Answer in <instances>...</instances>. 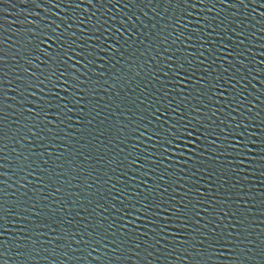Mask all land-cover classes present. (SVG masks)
<instances>
[{
  "label": "snow or ice",
  "instance_id": "obj_1",
  "mask_svg": "<svg viewBox=\"0 0 264 264\" xmlns=\"http://www.w3.org/2000/svg\"><path fill=\"white\" fill-rule=\"evenodd\" d=\"M26 2L35 6L36 13L29 10L24 16L22 23L27 27L23 34L18 31L8 44V37L0 31V264H216L221 260L223 264H264V199L257 202L252 189L246 188L247 176L240 175L239 167L246 159L248 171L255 175L259 170L264 177V132L253 157L248 146L255 144L248 132L251 125L244 111L240 112L241 119L235 115L251 95L244 93L241 81L255 71L256 58L248 55L249 47L264 40L257 35L264 32V0H123L125 8L145 6L143 15L148 22L130 11L108 36L111 18L105 20L107 27L98 25L103 28L99 52L91 44L82 42L81 47L65 35L72 24L61 31L63 18L56 23L54 14L51 18L39 16L41 8L48 10L51 4L55 9L65 0ZM69 2L79 8L84 0ZM87 2L103 7L113 0ZM121 2L115 0L113 6ZM16 7L14 0H0V17L7 18L12 14L9 9ZM257 7L259 19L255 18ZM249 8L251 13L245 14ZM226 10L231 16H222ZM46 41L47 48L43 46ZM260 47L264 51V43ZM105 50L111 53L108 60L115 61L107 73L112 81L108 88L104 87L108 80H101L104 71L98 68L86 81L79 70L81 59L94 66L103 60ZM73 55L78 59L76 71L71 73ZM10 71L15 72L17 83L6 88L13 83L5 79ZM260 78L264 80V74ZM57 85L65 94L69 88L74 94L79 92L80 101L85 100V91L95 97L113 86L120 89L108 102H103L102 96L95 99L93 107L76 118L79 129L86 117H90L87 124L92 125L102 110L113 109L100 121L106 127L88 130L92 135L88 153L73 149L78 141L66 130L70 124L55 130L47 119ZM38 94L40 99L36 100ZM220 95L229 119L227 131L224 120L218 117L221 109L215 107L221 103ZM45 97L47 103L43 102ZM68 99L61 96L56 103L58 109L67 110L65 114L72 111ZM13 101L20 111L8 124L7 109ZM147 101L150 103L145 107ZM210 105L215 110L209 113ZM246 111L250 115L252 108ZM169 112L174 117L172 123L168 119L160 123L161 116ZM109 117L114 118L110 124ZM68 120L71 122L72 117ZM209 120L219 132L215 128L209 131ZM63 123L58 111L57 124ZM202 137L207 141L203 152ZM58 140L64 153L52 151L54 146L60 147ZM181 142L192 164L188 170L190 184L181 182L183 176L172 180L161 172L156 179L165 181L163 185L145 188L141 180V191L131 190L130 182L137 179L132 168L143 176L155 175L161 160L166 161L169 150L175 151ZM125 145L131 150L120 157L126 152ZM37 147L44 151H36ZM101 149L106 151L92 155ZM68 152L72 156H65ZM112 152L115 156L109 155ZM205 153L208 166L202 167L205 162L200 157ZM73 156L83 158L80 165ZM92 159L97 163L107 159V165L100 169L90 166L91 172L85 173L83 163ZM113 164L109 171L119 172L117 181L122 185L115 195L117 183L109 171L92 179ZM82 175L90 182L83 183ZM197 176L199 180L194 179ZM205 177L207 185L198 186ZM74 180L79 183L73 184ZM98 182L111 187L106 191L97 187L92 192ZM81 184L86 194L74 190ZM261 185L264 187V180Z\"/></svg>",
  "mask_w": 264,
  "mask_h": 264
},
{
  "label": "water",
  "instance_id": "obj_2",
  "mask_svg": "<svg viewBox=\"0 0 264 264\" xmlns=\"http://www.w3.org/2000/svg\"><path fill=\"white\" fill-rule=\"evenodd\" d=\"M14 2L17 4L16 8H10L9 9V13H12L11 15H9L7 18H2L0 17V25H3V28L0 29V31H3V35L8 37V44L12 43V39L14 36H17L18 31L20 33L23 34V29L27 27V25L23 24V18L24 16L28 15L29 10H31L33 12V14L36 13V9L35 6L32 4H29L26 2V0H14ZM55 2V0H54ZM115 5V0H113L112 4H105L103 7H101L100 5H92L89 4L87 2V0H84V2L81 4V6L79 8H75L74 5H72L69 0H65V2L56 7L55 9L52 8V5H49L48 10H45L43 8L40 9L39 12V16H48L49 18H51L54 14L55 16V20L56 23H61V18H63L64 20V24H61V31H64V28L67 24L71 23L72 26L70 28L67 29V31L65 32V35H68L71 39H75L76 43L81 44V47H83V43L82 42H87L89 44H91L93 46V50L99 52V48L98 45H100L101 43V39H100V32L103 31L102 27H98V25H103L104 27H107L108 25L104 24L105 20H109V18H111L110 23L112 24V28L111 30L107 33L108 36L112 35V31L116 28L119 27V22L121 20V18H128L129 12L131 11L134 14H139L141 16V19L144 20L145 22H148V17L144 16L143 13L144 11H146L147 9L145 8V6L137 4L133 7L129 8H125L124 4H123V0L121 2L120 5L118 6H113ZM256 6V5H254ZM216 11H219V7L216 9ZM233 12H235L236 10L233 9ZM241 11H243V9H241ZM93 13H95V15H93ZM251 13V8H249L247 10L248 14ZM154 14V13H153ZM5 16L7 15L6 13L4 14ZM212 15H215V12L212 13ZM223 15H229L231 16V13L228 12L227 10L222 13ZM31 18V17H29ZM250 19H253V17H249ZM255 18L259 19L261 18V13L259 8L257 7V11L255 14ZM83 21V23H80V21ZM37 22L39 23V19L37 18ZM129 23H136L134 20L132 19H128ZM154 22V21H153ZM126 26V25H125ZM41 27H43V24H41ZM260 25L259 23H256V29H259ZM256 29H254V31H256ZM257 35L260 36H264V32H257ZM91 37V39L89 40L88 38ZM18 38V37H17ZM264 43V40H260V41H256L254 43L253 46L249 47V51H248V55L249 56H255V61H254V67H255V71L246 78V80L241 81V85H243V90L244 93H250L251 95L249 96V101L245 102V105L242 107V109L238 110L235 115L237 117V119H241L240 116V112L244 111V116L245 118H247L248 123L251 125L248 129V132L251 133V139L253 141H255V144H249L248 146L251 147L253 149L252 151V156L255 157L257 155V148L260 146L259 145V141L261 139V134L262 132H264V125H262V121H264V80H261L260 78V74H264V51L261 50L260 44ZM45 48H47L48 44L47 41L45 42V44L43 45ZM5 47H7V44L5 45ZM73 47H75V45H73ZM221 55H223V50L220 53ZM101 55L103 56V60H97L96 65L89 67L84 60L81 59L80 61V65H79V70L80 72L84 73V78L87 81L88 75L91 74L93 76H95L97 74V69L99 68L100 70L104 71L106 73L105 76L101 77V80H108V85H104L105 88H108L109 85L112 84L111 79L109 78V75H107V73H109V70L112 68V64L115 63L114 60L109 61L108 57L111 56L110 52H107L105 50V52L101 53ZM78 58L73 55L72 58V67L70 68V72L74 73L76 71V60ZM211 61L209 60V63ZM38 63V62H37ZM228 61L225 60V65H227ZM217 64L219 65V61L217 62ZM206 66V65H205ZM33 67H35V65H33ZM245 70H247V68L245 67ZM253 77H255V79H253ZM6 80H12L13 83L11 85H5V87H15L16 86V79H15V72L14 71H10L9 76H7L5 78ZM68 79H71V75L68 76ZM250 82V83H249ZM86 89L89 87L87 84L85 85ZM239 90V88H238ZM56 92V99L52 100V108L49 111L48 117L47 119L52 121V125L51 127L55 130H58L59 128H65L66 125H71L69 127H67V131L72 133L73 138L78 141L77 143L73 144V149H80L81 151L88 153L91 151V149L88 147V144L90 141H92V135L89 134V129H94L96 126H101V127H106L107 125H101L100 121L104 120L105 117L109 116V112H111L113 109L109 108L106 110H102L101 115L98 116L94 121L92 125H88L87 124V119L90 117H86L85 118V122L83 125L80 126V128L78 129L75 125V121L77 116H83L85 115V113L93 107L94 104V100L95 99H99L101 96L103 97V102H108L109 97L111 96H115L120 89L118 87H111L109 88L108 91H102L98 94L95 95V97L93 96V94L89 91H85L84 95H85V100L84 101H80V93L79 92H75L74 94V90L69 88L67 94H65L64 89L60 86L57 85L56 89L54 90ZM229 94L232 95L233 93H231V90L229 89ZM12 95H15L14 93ZM67 95L68 99V106L72 109V111L70 113H66V109H58L56 107V103L57 100H59V97L61 96H65ZM242 98V97H240ZM36 100L40 99V95L38 94L35 98ZM47 97H45L44 99V103H47ZM220 100L221 103L217 104L215 107L220 108L221 111L220 113H218V117L219 120H224V127L226 128L227 131V125L229 123V119H228V114L227 112L224 111L223 109V101H224V97L223 95H220ZM79 101V102H78ZM61 105L64 103V101H60ZM150 103V101H147L145 103V107H147V104ZM165 103H167V101H165ZM254 105V107H253ZM235 106V105H233ZM96 107H100V105H96ZM251 107L252 108V112L249 115L246 111L247 108ZM83 108V111L81 110ZM215 110L211 105L208 109L209 113L211 111ZM19 109L17 108L16 102L13 101L12 102V106L10 108L7 109V112L9 114V120L6 121V123L11 124L12 120H15L16 117L19 115ZM60 112L61 117L64 120L63 124H57V112ZM154 111V109H153ZM33 115H35V113L33 112ZM178 115V114H177ZM68 116L72 117L71 122L68 120ZM120 119H123L122 117ZM165 119H168L169 123H172V120L174 119V117L171 116V113H165L163 116H161L160 118V123H163V121ZM29 120H31V117H29ZM114 120L113 117H109L107 123L110 124L112 123ZM23 122V121H21ZM201 123H204V121L202 120ZM232 123H235V121H232ZM208 124L211 125V120L208 121ZM156 126V121L155 119H153V125L152 127ZM16 126H13V128ZM215 128L216 132H219V128H216L215 125H211V127L209 128V131H212V129ZM115 130L113 129V132ZM55 131L53 133H50L49 135H54ZM94 134V133H93ZM61 135H63V133H61ZM209 139H212L211 137ZM229 140L231 142L234 143V140H232L231 137H229ZM71 141H69L70 143ZM9 146L11 147V141L8 142ZM57 144L60 145V147H53L52 151L53 153H64V146L63 144L58 140L56 142ZM99 141H95L93 142V146L95 144H98ZM153 143H155V141L153 140ZM207 144V141L203 139V137L201 138V152H203L204 150V146ZM147 145L145 144V147ZM17 147H19V145H17ZM126 148V152L125 153H120V157H123L124 155H126L127 150H131L130 145H125L124 146ZM25 152L27 153V151L29 150L27 147L24 149ZM139 149L133 151V155L136 154V151H138ZM36 151L40 152V151H44V149L42 148H36ZM106 149H101L100 152H93L92 155L96 156L99 155L102 152H105ZM118 151V148L117 150ZM115 152L109 153L110 156H115ZM12 155H15V153H12ZM65 156H72L71 152L65 153ZM207 156L208 154L205 153L204 155H202L200 157L201 160H203L205 163L202 167H207L208 166V160H207ZM73 159L76 160L77 165H80L81 160L83 159L82 157L77 158L75 156L72 157ZM158 159L159 156L157 157ZM63 159V157H62ZM237 159H240L239 157H237ZM224 162V158H221V163ZM193 164L196 163V155L195 153H193ZM102 165H107V159H105L103 162L101 163H97L94 159L92 160H88L85 161L83 163V168L85 169V173L87 172H91L92 167H95L97 169H100L102 167ZM115 165H110L107 167L103 168V171H99L97 173H95L92 176V179H95L96 175H101L103 176V172L104 171H109L110 167H114ZM240 169H241V176H247V180L244 181V184L246 186V188L250 187L253 191V193L256 195L257 197V202L260 199H264V187H262L261 185V180H264V177H261L259 175V170H257V173L255 175L251 174L248 171V162L246 159H244L243 163H241L239 165ZM192 168V164L188 163V150L187 148H185L183 146V142H181L180 147L176 148L175 151H172L171 149L169 150V155H168V159L166 161L161 160V163L159 165V167L156 170L155 175L149 174L147 176H143L141 175V173H139V170L132 168L131 169V173L135 174V176L137 177V179L131 181V190L132 191H136L139 192L141 191V188L139 187L141 180H143L144 182V187L145 188H150L152 187V185H155L156 183H160V184H164L165 181L160 180L158 181L156 179V177L161 175V172H163L165 177H170L172 180H179V178L181 176L184 177V180L181 181L183 183L186 184H190L191 181L188 179L190 173H189V169ZM166 169V171H165ZM183 170V171H182ZM130 173V174H131ZM45 175H47V173H45ZM109 175L112 176V181L117 183V188L113 190V195H115L116 192L119 191V188L122 186L118 181H117V176L119 175V172L117 173H111L109 171ZM5 179H7V177H5ZM33 180H35V177L32 178ZM126 179V178H125ZM194 179L199 180L200 177L197 176ZM81 181H83V183H88L90 181H87L84 179V175L81 176L80 178ZM151 180L152 184L150 185L148 183V181ZM79 183V181H73V184H77ZM208 181L207 178L205 177V179L200 183V185L203 187L204 185H207ZM5 187H7V185H5ZM97 187H101L102 190L106 191L108 188L111 187V184H107V185H103L102 182H98L97 185L95 187H93V189L91 190L92 192L96 191ZM76 191H84L86 194V190L83 188V184H81V187L79 189H74ZM15 191V186L13 188L9 189V192H14ZM177 192H179V188H177ZM171 190L169 191V195H171ZM9 199H15V196H10L8 197ZM118 203V201H117ZM257 230H259V228L257 227ZM14 231V229H13ZM85 264H88V262H85ZM216 264H223V261H216Z\"/></svg>",
  "mask_w": 264,
  "mask_h": 264
}]
</instances>
